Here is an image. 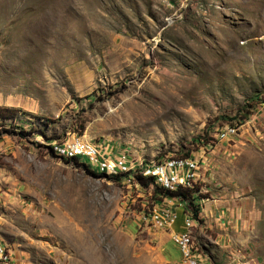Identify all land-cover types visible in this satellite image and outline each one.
Masks as SVG:
<instances>
[{
    "label": "rangeland",
    "instance_id": "obj_1",
    "mask_svg": "<svg viewBox=\"0 0 264 264\" xmlns=\"http://www.w3.org/2000/svg\"><path fill=\"white\" fill-rule=\"evenodd\" d=\"M74 136L135 165L199 161L186 194L234 204L245 238L194 220L199 264H264V0H0L11 264H176V234L144 218L188 203L50 154Z\"/></svg>",
    "mask_w": 264,
    "mask_h": 264
},
{
    "label": "bare ground",
    "instance_id": "obj_2",
    "mask_svg": "<svg viewBox=\"0 0 264 264\" xmlns=\"http://www.w3.org/2000/svg\"><path fill=\"white\" fill-rule=\"evenodd\" d=\"M76 146L78 154L70 153L68 149H61L62 147ZM50 154L57 158L66 161H81L86 159L87 164H84L90 171L105 173L111 179L121 178H135L136 174H141L144 177H151L155 183L165 192L176 193L178 191L195 190L198 182V171L200 170L199 161L193 158H174L166 159L158 164L153 165H135L130 158L119 154L117 151L105 152L101 146H97L91 141H86L80 137H72L64 140L61 143L54 142L49 147ZM117 150V149H116ZM95 156L108 159L109 161L117 162L119 167L110 168V166L97 167L95 165ZM83 162V161H82ZM171 165V178H177L172 181V186L166 177L155 178V174H162L169 169ZM181 168H187L186 172H181ZM136 179V178H135ZM198 187V186H197ZM195 192V191H194ZM179 201V200H178ZM171 215L172 217H170ZM148 217V218H147ZM145 221L158 228L171 230L174 223L177 221L176 214L170 208L161 211H155L151 215L145 216ZM193 217H188L185 220V232L175 233V239L178 243L179 249L183 255V259L188 264H199V256L195 254L194 243L192 237V230L194 228ZM182 243L183 246L180 245ZM10 255L7 247L0 240V264H9ZM11 259V258H10Z\"/></svg>",
    "mask_w": 264,
    "mask_h": 264
},
{
    "label": "crops",
    "instance_id": "obj_3",
    "mask_svg": "<svg viewBox=\"0 0 264 264\" xmlns=\"http://www.w3.org/2000/svg\"><path fill=\"white\" fill-rule=\"evenodd\" d=\"M194 199L200 208L199 218L201 223L204 224L207 229L217 234V239L212 238L214 242H223L226 247L233 248H239L240 245L244 243L245 238H242L241 235V228L243 227L242 219L234 204L230 205L225 201H209L205 203L203 200ZM175 202L172 201V203L169 204L171 207H175L174 213L176 214V218H178L169 231L171 235L186 231L185 220L187 214L185 205ZM163 242L168 243V240H163ZM174 247L176 251H174L172 256L176 264H188L187 262L185 263L179 247L177 245H174Z\"/></svg>",
    "mask_w": 264,
    "mask_h": 264
},
{
    "label": "trees",
    "instance_id": "obj_4",
    "mask_svg": "<svg viewBox=\"0 0 264 264\" xmlns=\"http://www.w3.org/2000/svg\"><path fill=\"white\" fill-rule=\"evenodd\" d=\"M193 145H200V146H206L208 143L205 142V140L203 138H197L196 140L192 141ZM67 163H72V164H76V165H82L84 166V164H81L79 161H66ZM85 167V166H84ZM88 169V168H87ZM89 170V169H88ZM90 171V170H89ZM135 178L138 179L139 183L143 186V187H150L153 183H155V181L153 180V178L151 177H144L141 174H136ZM188 192H183V191H178L176 193H169V192H165L163 189H161L160 187L158 188L155 187V191H154V195L157 197H159L160 201H163V199L166 198H178L181 199V201L183 202H187L188 204V208L189 210L192 211L193 214V219L195 221H199L201 222L199 215H200V208L199 206L196 204L195 199L190 197L189 194H186Z\"/></svg>",
    "mask_w": 264,
    "mask_h": 264
},
{
    "label": "built area",
    "instance_id": "obj_5",
    "mask_svg": "<svg viewBox=\"0 0 264 264\" xmlns=\"http://www.w3.org/2000/svg\"><path fill=\"white\" fill-rule=\"evenodd\" d=\"M61 149H68L70 153L78 154V149H77V147L75 145L73 147H62ZM95 165L97 167H102V166H110V168L119 167L117 165V162L109 161L108 159H103L102 157H97V156H95ZM186 169L187 168H181V172H186ZM154 177L155 178L166 177L167 180L170 182V186H172V181L177 179V178H171V165L169 166L168 170L164 171L162 174H155ZM179 202H181V201H179ZM169 216L172 217L171 215H169ZM180 245L183 246L182 243H180ZM11 261H12V259L9 258V264H11Z\"/></svg>",
    "mask_w": 264,
    "mask_h": 264
}]
</instances>
